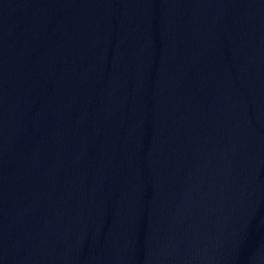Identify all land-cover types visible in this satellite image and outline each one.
Here are the masks:
<instances>
[{
  "label": "water",
  "instance_id": "obj_1",
  "mask_svg": "<svg viewBox=\"0 0 264 264\" xmlns=\"http://www.w3.org/2000/svg\"><path fill=\"white\" fill-rule=\"evenodd\" d=\"M0 264H264V0H0Z\"/></svg>",
  "mask_w": 264,
  "mask_h": 264
}]
</instances>
